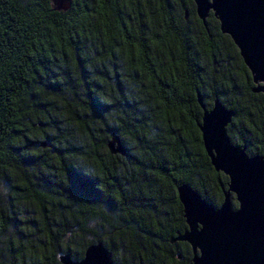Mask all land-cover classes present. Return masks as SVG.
Listing matches in <instances>:
<instances>
[{
	"label": "trees",
	"instance_id": "16d2710c",
	"mask_svg": "<svg viewBox=\"0 0 264 264\" xmlns=\"http://www.w3.org/2000/svg\"><path fill=\"white\" fill-rule=\"evenodd\" d=\"M206 25L192 0H0V264L79 261L98 243L113 264H192L172 241L187 229L177 188L218 208L228 183L197 94L234 112L233 145L264 155V94Z\"/></svg>",
	"mask_w": 264,
	"mask_h": 264
},
{
	"label": "water",
	"instance_id": "95a60500",
	"mask_svg": "<svg viewBox=\"0 0 264 264\" xmlns=\"http://www.w3.org/2000/svg\"><path fill=\"white\" fill-rule=\"evenodd\" d=\"M50 1L53 10L66 11L73 0ZM192 1L205 27L210 13L219 22L221 33L231 38L251 74L252 92L264 94V0ZM197 101L203 110L198 128L204 150L214 170L228 178L227 189L222 188L223 203L215 208L189 185L179 186L178 200L187 229L172 241L191 247L192 264H264V155L249 156L244 147L231 143L226 128L233 111L218 100L208 110L199 93ZM108 148L112 154H125L115 136ZM59 261L113 264L111 253L101 243L89 246L82 260L62 255Z\"/></svg>",
	"mask_w": 264,
	"mask_h": 264
}]
</instances>
